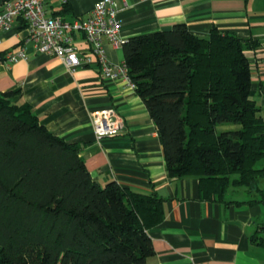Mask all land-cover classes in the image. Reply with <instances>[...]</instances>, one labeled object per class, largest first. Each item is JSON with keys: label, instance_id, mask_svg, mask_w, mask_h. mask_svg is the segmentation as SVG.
<instances>
[{"label": "trees", "instance_id": "obj_1", "mask_svg": "<svg viewBox=\"0 0 264 264\" xmlns=\"http://www.w3.org/2000/svg\"><path fill=\"white\" fill-rule=\"evenodd\" d=\"M258 46L217 28L201 38L184 23L122 44L168 174L198 178L206 200L231 204L229 191L242 188L259 198L235 204L264 207V116L251 98L246 54ZM19 96L0 94V264H146L165 200L99 185L78 147L18 105ZM227 123L239 129L218 133ZM251 241L264 249V223Z\"/></svg>", "mask_w": 264, "mask_h": 264}, {"label": "crops", "instance_id": "obj_2", "mask_svg": "<svg viewBox=\"0 0 264 264\" xmlns=\"http://www.w3.org/2000/svg\"><path fill=\"white\" fill-rule=\"evenodd\" d=\"M5 1L0 0V13ZM99 1L67 0L64 4L62 0H47L46 8L49 15H57L67 6L64 17L73 20L88 17ZM258 1L116 0L121 42L170 30L179 23L201 38H208L217 28L257 41L259 46L246 54L252 71L251 98L257 97L262 109L264 9ZM28 39L29 32L20 21L9 31L0 32V94L20 91L16 103L29 105L50 132L76 145L99 185L117 182L165 200V220L148 232L154 255L146 264H264V249L251 241L264 223V207L235 204L250 201L246 189L230 191L241 199L227 196V202H233L227 204L204 199L198 178H171L159 131L142 99L135 88L104 76L82 33L74 36V44L91 63L75 71H68L56 57L40 54ZM21 49L26 58L9 64L7 55ZM104 49L109 63H125L122 45L105 40ZM108 108L119 112L124 128L118 137L99 141L91 113Z\"/></svg>", "mask_w": 264, "mask_h": 264}, {"label": "built area", "instance_id": "obj_3", "mask_svg": "<svg viewBox=\"0 0 264 264\" xmlns=\"http://www.w3.org/2000/svg\"><path fill=\"white\" fill-rule=\"evenodd\" d=\"M65 4L67 0H62ZM47 0H7L0 13V32L9 31L20 21L29 32V42L40 53L56 57L68 71L90 65L88 55H80L74 44V36L82 33L91 47V53L98 58L106 78L119 80L135 88L129 69L124 64L108 62L104 41L115 46L123 43L120 38L121 22L118 20L116 0H100L86 18L67 20L61 15H49ZM9 64L25 59L24 49L7 55ZM91 122L97 140L118 137L124 128L123 117L114 108L91 113Z\"/></svg>", "mask_w": 264, "mask_h": 264}, {"label": "rangeland", "instance_id": "obj_4", "mask_svg": "<svg viewBox=\"0 0 264 264\" xmlns=\"http://www.w3.org/2000/svg\"><path fill=\"white\" fill-rule=\"evenodd\" d=\"M258 3H259V7L261 8V9H264V0H259L258 1ZM46 10H49V9H47L46 8ZM253 100H255L256 102H257V105L260 107L261 105V103L258 101L259 99L257 98V97H254L253 98ZM262 110V115L264 116V107L261 109ZM239 129V126H237V125H234V124H230V123H227V124H221V125H219L218 127H217V132L218 133H222V132H227V131H235V130H238ZM257 168H259V169H261V168H264V159L261 161V162H259L258 164H257ZM232 190H234V189H231L230 191H232ZM235 190H245V189H235ZM229 191V194H228V199H233V200H240L241 199V196H237V197H235L233 194H231L232 192H230ZM250 196V195H249ZM249 196H246L247 198H249ZM245 198V197H244ZM250 198L251 199H253V198H259V196L257 195V194H255L254 196H250Z\"/></svg>", "mask_w": 264, "mask_h": 264}]
</instances>
